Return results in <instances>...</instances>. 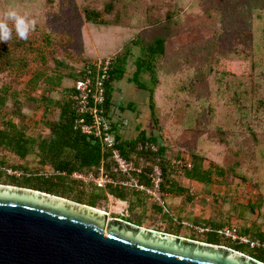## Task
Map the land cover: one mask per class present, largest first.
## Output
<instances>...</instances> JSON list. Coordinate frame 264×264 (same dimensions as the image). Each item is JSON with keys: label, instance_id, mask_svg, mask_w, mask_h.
I'll return each instance as SVG.
<instances>
[{"label": "rangeland", "instance_id": "obj_1", "mask_svg": "<svg viewBox=\"0 0 264 264\" xmlns=\"http://www.w3.org/2000/svg\"><path fill=\"white\" fill-rule=\"evenodd\" d=\"M105 2L109 0H0V10L15 4L37 20L27 40L37 44L43 56L40 62L31 49L25 53L14 48V56L23 55L28 69L38 72L30 85L24 83L28 77L16 76L14 67L0 66L4 96L0 127L11 120L25 134L41 135L44 122L57 117L52 102L72 84L67 75L70 63L115 54L106 51V44L119 42L125 32H139L138 44L133 38L132 43L127 41L128 50L143 59L140 45L159 36L165 39L164 54L153 68L155 84L142 72L137 82L144 88H139L131 80L134 66L130 69L129 64L127 76L112 83L109 118L123 139L133 138L139 130L153 135L157 144L165 145L168 165L179 157L208 169L209 183L186 179L177 169L167 174L183 192L163 196L165 213L151 196L130 194L131 188H126V202L106 196L96 208L110 217L127 215L128 222L137 220L139 226L199 241L205 237L200 229L209 228L208 222L228 226L235 234L242 229L264 234V0H123L126 17L119 15L111 30L97 26L96 31L82 11L97 10ZM121 2L113 0L115 11ZM171 9L174 13L167 22ZM17 39L13 32L12 40ZM152 89L156 123L148 105ZM45 97L52 102H44ZM36 158L31 153L19 159L0 149L7 169L19 164L31 171L38 166ZM0 175V184L13 185V176L2 170ZM42 183L35 179L27 185L44 188ZM77 188L62 197L73 200ZM82 190L83 202L101 197V189L91 185ZM216 237L220 244H231ZM240 250L253 256L263 251L246 246Z\"/></svg>", "mask_w": 264, "mask_h": 264}, {"label": "trees", "instance_id": "obj_2", "mask_svg": "<svg viewBox=\"0 0 264 264\" xmlns=\"http://www.w3.org/2000/svg\"><path fill=\"white\" fill-rule=\"evenodd\" d=\"M120 2L121 4L119 5L120 7L118 8V11L114 10L113 0L105 2L103 6L97 10L85 8L82 11L83 18L85 22H90L96 27L103 26L104 28H106V30H111L112 27L116 26L113 25V23H115L114 21L119 20V15L126 17L125 14H127V11L123 10L124 5L126 4L123 2V0H120ZM172 4L173 6L176 5V3ZM167 11H169L166 14V21L168 22L167 19H171V15L174 12L172 9ZM142 18H147L146 20L149 19V17L147 16H144ZM111 33L112 32H110V34ZM119 35L120 34H118V36ZM127 41L128 40L123 41L121 47L122 50L120 49L118 53H115L110 56V65L107 71L108 76L104 81V101L101 105L106 115L108 114L110 109L109 107L111 105L112 83L113 81H116L117 79L119 80L124 76L125 67L128 62H130L131 67L134 66V69L131 73V80L135 84H137L139 88L143 89V84L137 82V78H139L142 72H146L150 78H154V85L156 80L154 77L153 68L156 64H158V61L160 59L159 57L164 54L163 43L165 39L160 38L159 36H154L150 41L149 39L145 40L146 42H143L140 45V52H142L145 58L140 59L139 57H136L134 60L128 61L130 56V50H128V45L133 41L129 43ZM134 43L138 44L137 39L134 40ZM14 48H21L25 53L30 52L31 49V55H33L36 60L39 59V61L43 58L40 52V48L39 46H37V44H35L34 42L31 43L28 40L17 39L13 41L11 39L7 43L0 42V66L14 67L16 69V76L21 78V80L25 77H28L24 83H28V85H30L37 79L38 72H35L36 70H32V72L28 69L27 65L24 63V60H22L23 55L19 58L15 57ZM89 61L90 60L88 59H83L82 61H79L77 65L73 63H70V66L68 65L69 68H73H71L70 72H68L67 74L68 77H70V79L72 80V82L73 80L78 79L80 77L83 64ZM64 91L65 92L63 94V97H60L58 98V100H54L53 102L49 98L45 97L44 102L51 101L53 104H55L58 114L55 120L44 122V126L42 128L43 131L41 132V135H36L33 137L25 134L24 131L20 129L17 124L12 122L11 120H5L3 122V126L0 127L1 150H5L6 152L13 154L19 159H24L31 153L37 156L36 162L38 163V166L31 171L28 168L20 166L19 164L9 166L13 169H18L21 171V174L19 176L11 175L10 177H13L10 178V182L15 186L35 189L61 197H66L67 194L72 192V189L74 187H78L76 190L77 194H75L73 200L93 207H96L98 203L106 196H112L117 200L126 202L125 194L127 189L125 187L111 186L110 184H106L103 188H97L91 183H84L72 180L68 177V175L72 171L97 172L100 165H102L104 170L107 172L108 176H110L111 178L122 179L125 178V175L118 173L112 165L110 159V147L102 146L96 138L83 134L78 129L73 127L74 105L72 100V85L68 88H65ZM152 91L153 89L149 92L150 95L148 105L150 109L151 119L156 123L157 117L152 106ZM232 99H236V97H232L231 100ZM3 102L4 96L0 95V107ZM126 105L130 107V104ZM110 124L111 130L113 131L116 140L115 149L122 157L132 161L135 166H139L142 172L149 170L150 166L154 163H157L159 165L161 169L162 178V181L160 182V189L162 191L169 194H180L181 192H183L181 188L176 187L175 181L170 179V176H168L167 174V172L170 171L171 173L172 171H175L177 169L178 172L183 174L186 179L195 180L204 184L209 183L210 171L208 169H201L199 166H197L196 164H191L189 161V168L178 167L175 164V161L179 159V157L173 158L168 165V162L164 157L166 154L165 145L163 143L157 144L158 142L153 135H146L144 133V130H139L133 138L123 139L116 132L115 124ZM144 142L155 145V151H151L149 148L138 149V144H143ZM182 161L184 162V159ZM4 164H6V162L4 163L0 159V173L1 170L4 172L7 169L6 167H4ZM56 171L64 172V174L56 173ZM134 176H136L137 180H139L140 182L147 183V180L142 174H137ZM17 179L21 181V184L18 183ZM35 179H41L43 181L41 186L44 188H36L27 185L28 182H32ZM84 185H91L93 189H101V197L98 199L89 200L90 203L81 201L80 199L83 195L82 189ZM49 190H56L60 193L51 192ZM128 191L130 192V194L144 195L143 192L135 191L132 188L128 189ZM129 206L130 205L126 206L127 211H130ZM159 207L163 209L161 210V208ZM159 207H154V209L157 211L161 210L165 213L166 209L164 208V206ZM117 217L126 221H130L129 219H127V215L122 216L120 214L117 215ZM133 223L139 225V221L137 220L133 221ZM208 226L210 227L206 229L203 228V230L205 231V237L202 241L212 244L223 245L216 241L218 239L216 236H218L221 239H226L231 242L229 238H225L219 233H217L218 229L223 228L221 224H214L208 222ZM226 228H228V226ZM228 229L230 231H234L232 228ZM236 233H241L240 235H245L250 239H253V237H257L256 239L259 241V243L263 245H258L253 248L249 247L246 244H237L239 246H235L231 242V244L224 246L230 247L264 263V234H261L259 232H255L254 234H252L248 229H242L241 232L237 230ZM244 246H246L248 249L255 250L256 248H258L263 251L261 254L253 256L240 250V248Z\"/></svg>", "mask_w": 264, "mask_h": 264}, {"label": "water", "instance_id": "obj_3", "mask_svg": "<svg viewBox=\"0 0 264 264\" xmlns=\"http://www.w3.org/2000/svg\"><path fill=\"white\" fill-rule=\"evenodd\" d=\"M0 264L264 263L61 196L0 184Z\"/></svg>", "mask_w": 264, "mask_h": 264}, {"label": "built area", "instance_id": "obj_4", "mask_svg": "<svg viewBox=\"0 0 264 264\" xmlns=\"http://www.w3.org/2000/svg\"><path fill=\"white\" fill-rule=\"evenodd\" d=\"M109 65L110 56L86 62L82 66L80 77L73 80L71 84L74 105L73 127L83 134L96 138L102 146L110 147L111 163L118 173L125 175V178H111L102 165L99 166L97 172L72 171L68 177L84 183L89 182L97 188H103L106 184L132 188L135 191L151 196L155 201L154 203H157L158 206H163V196L166 192L160 189L162 178L159 165L154 163L149 170L142 172L139 166H135L132 161L122 157L115 149L116 140L111 130V120L110 118L108 119V114L106 115L101 107L104 101V81L108 76ZM141 148H149L151 151H155L156 146L144 142L143 144H138V149ZM175 164L178 167H190L189 162H183L180 159H177ZM5 171L7 174L14 176L21 174V171L16 169H6ZM56 173L64 174V172L57 171ZM133 174H142L147 183L140 182ZM200 230L202 231L203 229ZM217 233L229 238L233 244H246L249 247L263 245L257 239H250L245 235L235 234L226 227L218 229Z\"/></svg>", "mask_w": 264, "mask_h": 264}, {"label": "clouds", "instance_id": "obj_5", "mask_svg": "<svg viewBox=\"0 0 264 264\" xmlns=\"http://www.w3.org/2000/svg\"><path fill=\"white\" fill-rule=\"evenodd\" d=\"M37 20L26 11H22L18 5L9 4L0 10V42L7 43L13 37L27 40L35 31Z\"/></svg>", "mask_w": 264, "mask_h": 264}, {"label": "crops", "instance_id": "obj_6", "mask_svg": "<svg viewBox=\"0 0 264 264\" xmlns=\"http://www.w3.org/2000/svg\"><path fill=\"white\" fill-rule=\"evenodd\" d=\"M93 27H96V26H93ZM113 28V27H112ZM95 29V28H94ZM101 29L102 30H106V28H104V27H101ZM96 30V29H95ZM98 30H100V29H98ZM98 30H96V31H98ZM120 33V32H119ZM137 33V34H136ZM114 34H117V33H113V35ZM121 34V33H120ZM123 35H120L119 37H120V40H119V42H115L114 44H110V38H112V37H108V40L110 41L108 44H107V46H108V49L106 50V51H108V52H113V51H115V53L116 52H119V50L121 49L122 50V44H123V41H125V40H129V42H131L132 40H131V38H133V40H135V39H138L139 37H140V34H139V32H125V33H122ZM119 37H117V38H119ZM113 40H114V38H113ZM104 48H106V46L104 47ZM104 48H102L101 50H104ZM133 52H135V51H133V50H131L130 51V56H129V58L131 59L132 57H133V55L132 54H134ZM110 54V53H109ZM108 54V56H111V55H109ZM106 56V55H105ZM134 58V57H133ZM132 58V60H134ZM131 60V61H132ZM128 61H130V60H128ZM130 64V62H128V64L126 65V67H128V65ZM126 67H125V71L127 70L126 69ZM129 68L131 69V68H133V67H131V65H129ZM132 71H133V69H132ZM127 75H125V73H124V76L123 77H126Z\"/></svg>", "mask_w": 264, "mask_h": 264}]
</instances>
